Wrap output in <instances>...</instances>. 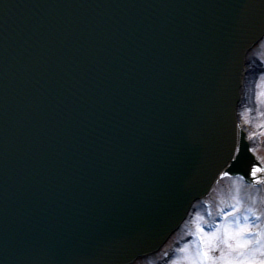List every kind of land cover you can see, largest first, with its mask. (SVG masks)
Returning <instances> with one entry per match:
<instances>
[{"label": "water", "instance_id": "water-1", "mask_svg": "<svg viewBox=\"0 0 264 264\" xmlns=\"http://www.w3.org/2000/svg\"><path fill=\"white\" fill-rule=\"evenodd\" d=\"M263 33L264 0H0V264L152 250L221 168L247 178Z\"/></svg>", "mask_w": 264, "mask_h": 264}, {"label": "rangeland", "instance_id": "rangeland-1", "mask_svg": "<svg viewBox=\"0 0 264 264\" xmlns=\"http://www.w3.org/2000/svg\"><path fill=\"white\" fill-rule=\"evenodd\" d=\"M249 70H252V76L248 79V106L241 125L247 132L251 149L264 171V39L255 46L249 57ZM234 205L239 209L238 212H233ZM250 209L252 213L248 212ZM224 213L232 215L226 218ZM245 214H248L251 221V238L258 239V231H264V180L246 184L240 177L224 175L203 202L195 204L181 229L173 234L159 252L137 259L132 264H171L174 256L180 254L177 249L196 239L190 233L197 231V224L203 226L205 232H211L216 227L234 220L237 215L240 217V223H245ZM195 247L196 245L192 244V248ZM256 247L258 246H250L251 249ZM165 252L171 255L168 262L163 261ZM214 255L220 256L221 253L216 251ZM248 255L259 258L260 254L253 250L249 251Z\"/></svg>", "mask_w": 264, "mask_h": 264}, {"label": "snow or ice", "instance_id": "snow-or-ice-1", "mask_svg": "<svg viewBox=\"0 0 264 264\" xmlns=\"http://www.w3.org/2000/svg\"><path fill=\"white\" fill-rule=\"evenodd\" d=\"M258 167L252 169V175L255 176ZM228 175V173H224ZM239 209L234 205L233 212ZM252 213V210H248ZM225 217L232 215L224 213ZM245 223H240L239 215L234 220L228 221L226 224L216 227L211 232H205L200 224H197V231L190 233L196 239L183 247L177 249L182 254L175 255L171 264H264V231H258V239L251 238V221L248 214L243 217ZM195 244V249L192 248ZM251 245H256L255 249H251ZM258 251L259 258L248 255L249 251ZM219 251L220 256L214 255Z\"/></svg>", "mask_w": 264, "mask_h": 264}, {"label": "bare ground", "instance_id": "bare-ground-1", "mask_svg": "<svg viewBox=\"0 0 264 264\" xmlns=\"http://www.w3.org/2000/svg\"><path fill=\"white\" fill-rule=\"evenodd\" d=\"M260 43V42H259ZM252 70H249L248 71V79H249V76L251 75L252 76ZM248 83H249V81H248ZM240 130H243V127H242V125H241V127H240ZM240 130H239V133H238V137H237V139H236V141H235V143H234V145H235V149H234V153H233V155H232V159H234L235 158V156H236V153H237V150H238V145H239V139H240V137H241V132H240ZM247 136V133H245V137ZM253 159H250L249 158V160H248V164H247V166H246V168H245V171H246V173H247V176H248V178H249V181L250 182H252V183H257V182H259V181H262V180H264V171L261 169V171H258L257 173H256V175L255 176H253L252 175V169L254 168L253 166H252V163H253ZM229 166H230V163L225 167H223L219 172H218V175H217V177L215 178V182L213 183V185H212V187H214V185L215 184H217L218 182H219V179L224 175V173H226V171H227V168H229ZM260 169V168H259ZM211 187V188H212ZM196 202V201H195ZM194 202V203H195Z\"/></svg>", "mask_w": 264, "mask_h": 264}]
</instances>
